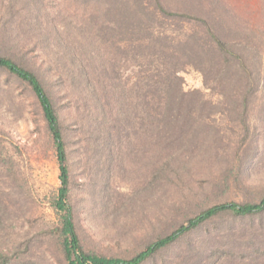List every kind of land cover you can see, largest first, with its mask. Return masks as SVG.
<instances>
[{
    "label": "rangeland",
    "instance_id": "rangeland-1",
    "mask_svg": "<svg viewBox=\"0 0 264 264\" xmlns=\"http://www.w3.org/2000/svg\"><path fill=\"white\" fill-rule=\"evenodd\" d=\"M113 2L0 0V53L47 72V87L67 142L71 203L82 245L106 256L128 257L212 204L258 201L264 196V99H240L237 86L245 79L234 66H228L218 85L215 72L206 78L198 67L181 64L176 74L182 89L198 90L200 97L189 99L187 125L143 134L138 124L143 115L129 85L144 69L158 73L164 51L148 30L139 34L147 39L145 47H137V38L130 39L134 34L111 33L108 18L117 24L137 19L129 8L124 15L120 10L106 15L104 9ZM163 4L216 19L229 12L232 16L225 17L223 25L235 29L230 33L235 41H253L248 29L257 25L264 31V0H163ZM148 21L142 20L143 25H156L160 40L166 35L175 44L198 29L173 19L161 24ZM262 36L258 43L247 44L246 53L253 77L264 88V63L257 60L264 51ZM67 52L76 56V63L66 61ZM55 56L61 57L58 62ZM71 70L78 74L71 76ZM103 72L108 92L118 84L125 86L117 77L122 82L130 77L125 88L132 103L125 114L108 115L109 128L100 131L102 120H94L99 115L92 99L103 97L93 89L94 75L102 79ZM231 95L236 99H229ZM124 98L120 93L113 97ZM57 184L58 166L40 108L27 86L0 69V247L11 250L20 245L35 264H64L58 242L49 233L55 217L47 198ZM250 234L254 239L264 237V216L215 217L162 250L153 264H180L197 254L203 261L207 255L224 261L225 247L243 252L241 259L250 247L251 241L245 242ZM255 248L258 256L253 259L251 254L249 261L263 263L264 244Z\"/></svg>",
    "mask_w": 264,
    "mask_h": 264
},
{
    "label": "trees",
    "instance_id": "trees-1",
    "mask_svg": "<svg viewBox=\"0 0 264 264\" xmlns=\"http://www.w3.org/2000/svg\"><path fill=\"white\" fill-rule=\"evenodd\" d=\"M113 1V6H108L107 9H104L106 15L110 16L113 10L117 14L120 10L122 11V15H124V11L129 8L130 12L133 13L132 16L136 15L137 19L131 20L130 18L129 22L127 20L126 22L119 20L120 23L117 24L116 21L108 18L107 22L110 25L108 30H111V33H119L120 35L125 33L134 34L130 39L137 38V47H145L147 46V39L142 36L139 38V34H141V31L147 32L148 30L149 35L151 33V40L156 39L154 42L158 43V46L162 47L161 49L167 53L164 54L162 52L160 65L163 67L158 70V73L147 74V69H144L140 72L138 80L129 85V89H132L136 93V105L139 106V113L142 112L143 115L138 122L140 129L142 132L144 131L143 134L152 136L157 131L161 132L173 129V126L177 127L179 125L183 127L187 125L190 118L189 99H200V97L197 95L198 90L188 92L182 89L180 80L176 74L181 64L198 67L202 70V73L204 72L203 74L206 78V74L209 75L210 72H215L213 79H215L218 85L220 79H223L227 74L228 66H234L235 70L241 72L243 80L245 79L243 86H237L240 99H264V95L261 94L264 92V88L261 86L260 79L256 80L253 77L248 63L251 60H249L246 53L248 52L247 44L254 41L258 43V39L261 40L263 38L264 31L260 30L259 25H257L258 28L248 29L251 32L253 41L246 42L245 38L243 42L239 39L235 41L230 36V33L234 32L235 29L233 27L226 29L223 25V22H227L225 17L232 16L229 12L223 13L225 16L216 19L209 14L205 15L207 13L193 15L192 12L189 13L186 10L174 11L172 8L164 5L163 0H123L121 3H119L120 0ZM103 8L101 9L103 10ZM98 16L100 17V15ZM149 19H155L159 24L164 19H173L178 23H191L193 24V28L196 27L198 29H194L189 34L188 40L184 42L177 41L175 44L166 35L161 37L160 40L159 32L155 29L156 25L151 28H149V24L143 25L142 20L148 21ZM136 28L138 30H135ZM97 38H100V36ZM168 44H174L172 49L167 46ZM65 55L64 58L70 64L77 62L74 54L67 52ZM55 57L54 62H58L57 60L61 58ZM257 60L260 64L264 63V51H260ZM0 69H3L29 88L40 108L42 119L49 133L52 150L58 166V184L47 198L48 208L55 217V224L49 229V233L58 242L64 264H153L155 262L153 260L162 250L174 244L184 235L205 225L215 217L231 215L235 218L257 217L261 219L264 216V196L258 201L237 202L225 200L202 209L199 213L187 218L185 222L175 227L170 233L155 238L131 256H106L92 250H87L82 245L75 222L74 208L70 195V166L67 142L63 134L59 109L57 108L55 99L52 97V91L47 87V82H49L47 72L37 67H28L12 55L4 53H0ZM258 72L260 73V71ZM75 73L78 74V71L71 70L68 74L74 75ZM106 74L107 72H103L102 79L97 77V74L94 75L96 82L93 89L100 90L103 94L101 99H92L94 112L99 115L94 120H102L99 124L102 127L100 131L108 130L110 123L107 118L108 115L125 114L126 105L132 103L131 99H128L132 95L128 94L125 88L126 84L129 83L128 79L130 77L127 75L128 78L124 82L121 81V76L117 77L120 83H125L123 84L125 86L123 87L118 84L115 89L108 92L110 89L107 87L106 80L108 78ZM247 79H251V81L247 83ZM124 91L127 93H124ZM117 93H120L125 98L113 99ZM108 94H111V99H109ZM219 94L220 97H223L221 91ZM236 97H232L231 95L229 99H236ZM245 238V242L249 240L251 242L249 243L250 247H247V254L245 257L240 256L241 259L239 258V254L243 252L235 251V249L228 250L225 247V250L223 249L222 252H227V255H229H226L224 261H212L211 257L214 255L205 256L203 261L200 259V255L197 254L196 257L192 258V261L179 262L180 264H259V261H249V259H251V254L252 258L256 259L259 251L257 248L254 249V247L258 246L260 248V246H263L264 237L261 239L255 237L254 239L253 235L250 234V236ZM20 247V245H17L16 248L10 250L1 246L0 264H35L26 259V251ZM233 259L237 261H232ZM260 264H264V261Z\"/></svg>",
    "mask_w": 264,
    "mask_h": 264
}]
</instances>
